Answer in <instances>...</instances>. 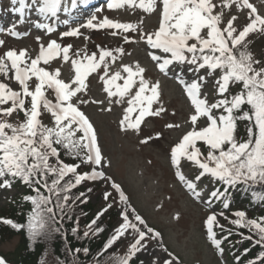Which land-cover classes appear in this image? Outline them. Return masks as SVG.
Listing matches in <instances>:
<instances>
[{
	"label": "snow or ice",
	"instance_id": "snow-or-ice-1",
	"mask_svg": "<svg viewBox=\"0 0 264 264\" xmlns=\"http://www.w3.org/2000/svg\"><path fill=\"white\" fill-rule=\"evenodd\" d=\"M10 4V11L17 14L20 24L41 34L35 38L39 48L34 58L27 49H9L0 55V189H11L14 182L22 184L29 189L22 199L31 205L26 225L7 219L3 223L16 230L26 227L33 241L53 233L66 236L65 219L73 222L70 231L78 239L96 236L104 231L98 221L112 203H107L85 226L82 237L79 217L74 219L72 213L88 200L86 192L74 190L85 182L99 180L109 183L126 205L120 213L121 222L97 253L91 254L88 247L72 250L66 246L71 259L57 258V264H79L81 253L91 257L85 264H144L139 254L149 251L150 242L159 244L161 233L128 206L120 184L103 171L110 162L103 156L95 128L81 108L93 103L101 105V111L110 112L113 106L126 103L119 121L121 130L138 133L147 117L160 116L165 111L162 106L153 107L160 102L159 82L146 80L139 62L122 64L111 72L112 65L123 58L126 50L119 45L90 48L91 33L100 30H110L108 35L125 45L143 43L158 70L165 76L171 72L189 99L194 110L190 116L192 129L170 150L176 176L189 193L208 203L222 200L223 207L228 208L231 189L243 187L250 203L264 204V58L254 56L249 48L252 41L248 39L250 35L264 36V15L250 0H107L109 10L158 12V27L153 31L144 30L143 18L137 23L114 21L107 16L100 19L95 14L83 21L76 16L71 22L61 19V11L70 12L62 0H10ZM83 7H87L84 0H71V9ZM233 7L247 10L246 24L236 23L238 17L230 11ZM61 25L63 30H58ZM27 32L28 28L23 33L17 31L16 24L0 28V33L12 37ZM53 34L56 38H52ZM69 38L83 40L84 46L65 43ZM4 44L0 39V47ZM57 60L70 64L73 76L68 82L61 79L59 67L52 68ZM180 72L185 75H178ZM188 73L190 79L185 78ZM93 74H97L106 94L102 100L85 98ZM210 79L216 97L213 102L207 95L202 96ZM12 82L18 86L16 89L10 86ZM233 88L238 90L233 93ZM49 90L54 93L55 102L48 98ZM20 112L23 121L14 123L9 119ZM43 113L50 114L51 126L42 123ZM202 118L207 126L197 128ZM240 121H247L246 139L237 138ZM160 135L156 133L157 138ZM197 142H203L205 152ZM182 160L191 162L198 174L187 178L179 170ZM205 178L211 185L207 192L200 188ZM111 195L105 192V201ZM234 215L237 219L232 223L246 228L250 233L247 238H255V243L264 247V217L249 219L244 211ZM205 223L209 238L219 248L220 241L213 231L217 214L208 215ZM122 238L128 240L126 250L109 253ZM161 251L166 255L153 256L150 264H175L172 253L163 247ZM105 253L108 255L101 259ZM0 264H6L2 257ZM253 264H264V251Z\"/></svg>",
	"mask_w": 264,
	"mask_h": 264
},
{
	"label": "rangeland",
	"instance_id": "rangeland-1",
	"mask_svg": "<svg viewBox=\"0 0 264 264\" xmlns=\"http://www.w3.org/2000/svg\"><path fill=\"white\" fill-rule=\"evenodd\" d=\"M250 3L258 9L261 15H264V0H250ZM230 11L232 14L237 15V24L244 25L247 23V10H238L233 7ZM95 15L100 19L107 16L114 21L132 23H137L143 18L145 31L155 30L158 27L159 20L158 12L146 14L139 9L133 12L127 8L115 10L104 8ZM17 31L23 33L21 28L18 27ZM32 31L33 33L22 39L0 33V39L5 41L4 46L0 47V55L9 49H27L34 58L39 48L35 38L41 33L34 28ZM109 31H93L89 47L92 48L94 45L109 48L118 45L123 46L126 54L112 65L110 71L119 70L122 64L139 62L140 66L145 69V79L151 83L159 82L160 102L159 105L153 107L162 106L165 109L160 116L147 117L137 133L131 130H121L119 121L123 116V109L127 107L126 103L113 106L110 112L101 111L102 106L93 103L81 106L95 128L97 141L103 156L106 161L110 162V166L104 168L103 171L112 180L120 184L123 192L128 197V206L135 208L136 212L146 220L149 226L161 233L159 244L155 241L150 242L149 251L139 254L140 259L144 261V264H150L153 256L166 255L161 251V247H163L175 257V264H235L234 257L231 255L226 257L225 247L219 245V248H217L213 244L207 234L205 223L208 215L215 212L217 214V224L213 225V230L216 226H221V229L218 230L228 232V230L233 229L232 221L235 219L219 215L222 212L219 210V199H212L210 203L205 202L203 199H195L186 186L178 180L176 176L177 169L170 161L171 148L180 141L184 134L192 129L190 116L194 110L189 99L180 84L173 78L171 72L165 76L156 71V65L148 57L143 43L125 45L119 38L108 35ZM52 38H56V36L54 35ZM248 39L252 41L249 48L254 56L264 58V36L250 35ZM65 43H73L77 48L84 46L83 40L75 38ZM44 67L47 68L48 66ZM56 67L61 69V79H64L65 82H68L73 76L69 63L59 60L53 61L52 68ZM178 75H185V73L180 72ZM185 78L190 79L191 74H186ZM89 81L90 88L85 98L104 99L106 94L102 91V83L98 80L97 74L90 76ZM119 83H122V81H119ZM10 86L16 89L15 82H12ZM203 95H207L210 102H213L216 98L211 79L202 89ZM14 117H17L15 113L9 119L16 121ZM41 119L44 120L45 125L51 126L50 114L43 113ZM167 124L179 125V127L167 128ZM204 126L207 125L205 119L202 118L198 122L197 128ZM156 133L161 134L159 138L156 137ZM147 137H152V139L142 144L141 140ZM197 146L201 147L202 152L206 151L203 142H197ZM202 147L204 148L202 149ZM179 170L187 178H192L198 174V169L186 160L181 161ZM94 182L98 184V187L88 194V198L91 202L89 205L95 209V213L97 214L107 203H112V207L109 209L117 211L118 217L115 224L105 234V237L108 238L112 230L121 222L120 213L126 205L119 201L118 193L111 188L109 183L99 180ZM219 186V184L215 185L217 188ZM210 187L207 178L200 183V188L205 192ZM17 192L13 188L0 189V210H2L4 204L9 203L17 195ZM105 192L112 194L108 201L104 199ZM90 221L84 220L80 223V226L82 225V228H85V225ZM64 222H68V220L65 219ZM18 241L19 239L15 238L12 241L2 242L0 255L10 259V255L14 252ZM127 243L128 240L123 238L118 242L116 245L118 253L126 250L124 246ZM260 249L261 251L256 256L264 251V247L260 246ZM107 254L105 253V256Z\"/></svg>",
	"mask_w": 264,
	"mask_h": 264
},
{
	"label": "trees",
	"instance_id": "trees-1",
	"mask_svg": "<svg viewBox=\"0 0 264 264\" xmlns=\"http://www.w3.org/2000/svg\"><path fill=\"white\" fill-rule=\"evenodd\" d=\"M237 90L238 89L235 88V91ZM246 124L247 121L238 122L236 133L237 137L241 139L247 138ZM235 198L237 200V204H241L243 202L242 207H236L241 208V210L246 213L247 218L253 219L264 217V204L250 203L249 195L244 189L237 192ZM28 205L29 204L26 203L25 205L21 206L20 210H18V207H20L19 204L10 205L6 209L2 210L0 215V243L11 241L16 237L19 239L15 253L11 254L10 256L13 264H57V258H66L70 260L71 257L69 253L65 251L66 246L72 250L75 248L88 247L91 250V254H95L98 250L102 249L104 241H102L101 238L104 237L103 234L105 233V230H107L112 225L115 219L114 212L106 213V215L101 217L98 221V224L104 228V231L96 236H91L90 238L78 239L76 236H74L70 231L74 224L73 222L68 221L63 223V231L66 234L65 238H63L59 233H53L46 239L40 237L36 241H33L30 238L26 227L16 230L12 228L11 225L2 222L3 220L7 219L12 220L16 224L26 225L29 215L27 209ZM91 212L92 208L87 201V203L82 204L81 207L75 208L72 215L74 219L75 217H79L80 227V223L82 221L87 220V217H91ZM84 230V227L80 230V237H82ZM233 240L237 239L234 238ZM245 245L248 246L249 244L246 243ZM241 249L244 248L241 247ZM117 250L118 248L114 247L113 249H110L109 253L116 254L118 253ZM260 251V247H256L249 251V256H255ZM105 257L106 256L103 258L101 257V259H104ZM90 258L91 257H84L83 253L79 254V264H85L86 259Z\"/></svg>",
	"mask_w": 264,
	"mask_h": 264
}]
</instances>
